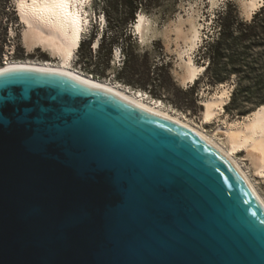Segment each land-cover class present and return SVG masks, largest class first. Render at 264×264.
<instances>
[{"label":"water","instance_id":"obj_1","mask_svg":"<svg viewBox=\"0 0 264 264\" xmlns=\"http://www.w3.org/2000/svg\"><path fill=\"white\" fill-rule=\"evenodd\" d=\"M0 264H264V205L189 128L77 78L6 70Z\"/></svg>","mask_w":264,"mask_h":264},{"label":"rangeland","instance_id":"obj_2","mask_svg":"<svg viewBox=\"0 0 264 264\" xmlns=\"http://www.w3.org/2000/svg\"><path fill=\"white\" fill-rule=\"evenodd\" d=\"M17 2L18 0H0V66L7 59L23 60L28 57V50L23 41L24 23L17 10ZM140 2L141 0L86 1L91 24L88 33L82 37L87 39L96 30L94 18L95 14L99 13L102 21L109 23L110 27L121 35L126 27L135 30V22L130 25L127 21L135 7L138 8L136 18L138 19L139 13L143 12L160 32L174 26L181 16L187 19L190 12L196 11L204 28L201 31V43L192 53L193 59L200 66L207 67L209 61L211 63L205 75L202 73L199 81L196 80L198 83L196 85V82L186 85L182 83L183 61L174 34L170 46L167 45V39L163 34L147 46L140 44L136 30L134 35L130 34V31L123 34L119 45L111 46L108 40L99 50L94 49L97 44L99 47L101 34L98 36L97 44L84 45L79 53H76L73 67L77 71L115 84L130 86L135 91H142L150 99L161 101L170 110L186 116L198 125H202L205 99L213 96L220 83L227 82L232 94L230 104L226 106L221 120L205 125L209 132L223 125L224 120L239 119L264 104V11L252 22L253 18L246 17L239 0H219L215 6L212 5V0H142V4ZM191 5L194 6L193 9ZM226 9L228 14L224 16L226 17L224 24L227 29L221 37L220 49L211 53V59L208 56L201 58L203 54L201 48L209 36L213 35L214 39L219 36L218 12ZM257 10L254 11V16ZM102 11L106 12L105 19ZM101 29L100 33L103 32ZM184 46L182 43V47ZM124 54L131 62L128 70L122 71ZM48 55V52L38 49L29 57L47 60ZM78 59L81 60V65L77 63ZM193 85L195 88L191 90ZM256 182L264 197V180L258 178Z\"/></svg>","mask_w":264,"mask_h":264},{"label":"bare ground","instance_id":"obj_3","mask_svg":"<svg viewBox=\"0 0 264 264\" xmlns=\"http://www.w3.org/2000/svg\"><path fill=\"white\" fill-rule=\"evenodd\" d=\"M86 1L88 0H67V2L18 0V11L24 23L23 41L28 50V57L23 60L7 59L0 66V73L6 70L32 69L77 78L116 93L143 110L181 124L213 142L233 162L264 205V197L256 182L258 178L264 180V105L239 119L233 121L223 119V125L209 132L205 129V125L221 120L220 117L231 101L232 94L226 83L219 84L213 96L205 99L202 125H198L186 116L170 110L161 101L150 99L142 91H135L130 86L115 84L77 71L73 67L76 52L83 36L82 32L87 30L86 25H88V21L84 20L82 15ZM239 1L248 19H252L254 11L264 4V0ZM218 2L219 0H212V5L215 6ZM191 7L194 8L192 5ZM197 13L190 12L187 19L181 16L174 26L164 32H160L143 12L139 13L138 20L134 24L139 42L143 45L149 46L154 39L163 34L167 39V45L170 46L173 34L176 36L175 42L178 43L177 46L180 48L178 52L183 61L181 67L184 73L181 79L184 85L196 82L206 70L205 65L200 66L195 63L192 55L201 43V31L204 28ZM38 49L48 52L49 59L29 57ZM243 154L245 156H242Z\"/></svg>","mask_w":264,"mask_h":264},{"label":"trees","instance_id":"obj_4","mask_svg":"<svg viewBox=\"0 0 264 264\" xmlns=\"http://www.w3.org/2000/svg\"><path fill=\"white\" fill-rule=\"evenodd\" d=\"M142 4V0L140 2ZM264 11V6L261 7L255 14V16H253V19H252V22L255 21L257 18H259L260 14ZM104 16H106V12L105 11H102ZM138 13V8L135 7L133 8V12H132V15L130 17L129 20H127L128 22H130L129 24H133L135 21H136V15ZM100 14V13H99ZM228 14V9L226 10H220L218 12V23L220 24L219 25V36L214 39L215 37L213 35H210L209 38L206 40V43L203 44V47L201 48V52H203V54L200 56L201 58H206L207 56L209 57V59H211V53L212 52H215V50H219L220 49V45H221V37L223 36V34L226 32V29H227V26L226 24H224V22H226V17H224L225 15ZM217 27V26H216ZM131 28V27H130ZM132 29H129L128 27L125 28V31L120 35L116 30H114L112 27H110L109 23L107 24L106 23V26L105 28H103V32L100 33V30L98 29L97 27V30H94L93 33L87 38V39H84V41L82 42L81 44V47L79 49V51L83 48L84 45L86 44H89V46L93 45V43L98 39V36L100 35L101 38H100V43H99V47L97 48L98 50L100 49L101 45L104 44V42L108 41L110 42L111 46H115V45H119V42L120 40L122 39V36L123 34H128V31H130V34H133V31H131ZM109 33H111V35H109ZM134 35V34H133ZM252 36V35H251ZM126 44L127 41H126ZM122 53L124 51V49L121 50ZM79 53V52H78ZM131 61L130 60H127V57L126 55L124 54V61H123V65H122V71L123 70H128L129 68V63ZM77 63H79V65H81V60L78 59L77 60ZM210 61H209V65L206 67V70L204 72V75L205 73L207 72L209 66H210ZM134 74V73H133ZM199 81V80H197ZM198 82L195 83V85L197 84ZM223 83H227V82H223ZM223 83H220V84H223ZM195 85H193V87H191L190 89L191 90H194L195 88ZM230 104V103H229ZM228 104V105H229ZM264 105V104H262ZM261 106V105H260ZM259 107V106H258Z\"/></svg>","mask_w":264,"mask_h":264},{"label":"snow or ice","instance_id":"obj_5","mask_svg":"<svg viewBox=\"0 0 264 264\" xmlns=\"http://www.w3.org/2000/svg\"><path fill=\"white\" fill-rule=\"evenodd\" d=\"M61 2H67V0H61Z\"/></svg>","mask_w":264,"mask_h":264},{"label":"clouds","instance_id":"obj_6","mask_svg":"<svg viewBox=\"0 0 264 264\" xmlns=\"http://www.w3.org/2000/svg\"><path fill=\"white\" fill-rule=\"evenodd\" d=\"M101 15V14H100ZM103 19H105V16L103 17Z\"/></svg>","mask_w":264,"mask_h":264}]
</instances>
